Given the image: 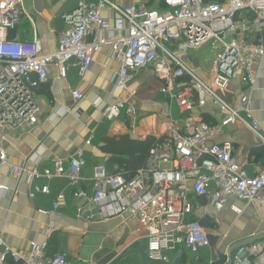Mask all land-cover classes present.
<instances>
[{"label": "built area", "instance_id": "2783aa9c", "mask_svg": "<svg viewBox=\"0 0 264 264\" xmlns=\"http://www.w3.org/2000/svg\"><path fill=\"white\" fill-rule=\"evenodd\" d=\"M164 8L152 9L145 4L119 6L115 0H80L76 9L67 15V27L57 39L53 52L43 53L40 41H21L13 32L23 14L20 0H0V135L6 130H29L40 120V109L34 92L50 73V66L64 79L70 66L78 67L83 76L100 47L111 45L112 56L119 68L115 87L130 92L134 74L152 67L161 82L160 91L171 93L181 112L204 107L208 100L221 113L220 126L241 124L264 137L253 116L250 99L242 95L237 104L225 101L218 90H225L239 72L240 83L251 89L256 81L254 63L264 56V0H161ZM103 8L112 9L114 26L102 15ZM103 35H88L94 30ZM125 32V33H124ZM216 41V55L210 66L208 84L179 57L188 49H199ZM177 44V50L167 47ZM188 81L179 83V79ZM195 98V99H193ZM98 99L102 114L112 119L124 110L134 126L136 110L124 99L103 103ZM219 126L199 119L188 118L180 125L170 124L167 134L156 139L145 164L132 177L118 172L95 168L91 192L81 186L79 172L86 164L79 150L68 160L66 168L61 160L53 169L25 170L12 166L10 176L27 173L31 188L29 198L47 194V185L32 184L39 178L50 180L66 177L72 196L88 200L106 208L103 215H122L137 218L147 232L148 257L161 260L163 251L184 246L193 252L210 244L207 218L186 220L191 212L186 192L208 198L220 210L230 197L246 203H256L264 209V168L255 175L237 164L231 146L215 143ZM1 138H4L1 135ZM91 134L85 144H90ZM29 161H34L33 156ZM0 147V166L7 161ZM0 184V193L6 191ZM63 196L60 195L58 200ZM54 208L58 202L54 203ZM232 211L241 210L235 206ZM40 213L49 211L40 209ZM77 214L82 215L78 208ZM0 264H68L63 253L47 256L48 241H31L28 250H13L0 234ZM231 264H264V240L245 243L232 252Z\"/></svg>", "mask_w": 264, "mask_h": 264}, {"label": "crops", "instance_id": "0c3cea01", "mask_svg": "<svg viewBox=\"0 0 264 264\" xmlns=\"http://www.w3.org/2000/svg\"><path fill=\"white\" fill-rule=\"evenodd\" d=\"M79 1L20 0L23 14L13 35L21 41H31L36 37L43 53L53 52L58 36L67 27V15L76 9ZM115 3L121 7L143 3L152 9L164 8L161 0H115ZM102 15L114 26L116 14L112 9L103 8ZM94 35L101 36L103 32L95 29L88 39ZM208 43L178 55L198 77L209 84L210 66L219 49L213 42V48H216L214 56L204 62L201 50ZM167 47L177 50V44H167ZM188 51L192 53L188 55ZM118 68L111 45L99 48L83 76L78 74V67L72 65L66 77L61 79L57 68L50 66L48 78L34 92L40 109L39 122L28 131L1 132L4 138L0 135V147L6 152L7 161L0 166V184L5 185L7 190L0 193V234L8 245L13 250L26 251L31 241L47 240V256L55 252L63 253L68 264H226L228 252L238 244L264 240V209L261 206L230 197L223 208L217 210L208 198L197 196L189 189L186 197L192 209L185 219H209L210 244L196 252L184 246L173 251L164 250L161 260H151L148 257L147 232L137 218L126 214L103 215L106 208L95 206L88 200L75 199L68 178L63 176L33 181L32 184L47 185L49 192L38 193L32 199L28 196L31 182L27 173L10 176L12 166L25 170L33 166L39 170L53 169L54 161L61 160L68 168V160L81 150L86 160L79 172L81 186L90 193L95 168L132 177L144 166L147 158L129 176L113 163L110 154L102 151L105 138L128 135L138 140L152 136L156 140L167 134L170 124L181 126L188 118L219 126L214 142L228 143L233 160L249 175H255L264 168V142L241 124L221 127V113L210 100L204 107L181 112L171 96L175 91L174 86L169 87L168 93L161 92V82L150 66L134 74L129 88L136 91L135 95L121 92L115 87ZM253 72L256 81L251 89H246L240 83V73L236 72L227 88L218 90V93L232 105L237 104L242 95H247L264 137V56L254 63ZM178 81L186 82L188 77ZM98 99L101 104L124 99L134 106V126H131V120L124 110L112 119L106 118L101 109L93 105ZM91 134L94 138L87 145L85 142ZM36 150L34 161H29ZM60 195L63 197L58 200ZM56 202L58 206L54 208ZM232 206L241 212L232 211ZM78 208L82 210L80 216L77 214ZM40 209L49 212L42 214Z\"/></svg>", "mask_w": 264, "mask_h": 264}, {"label": "trees", "instance_id": "16d2710c", "mask_svg": "<svg viewBox=\"0 0 264 264\" xmlns=\"http://www.w3.org/2000/svg\"><path fill=\"white\" fill-rule=\"evenodd\" d=\"M154 140L152 136L145 140L133 139L128 135L107 137L103 141L102 151L110 154L113 163L132 176L143 165Z\"/></svg>", "mask_w": 264, "mask_h": 264}, {"label": "rangeland", "instance_id": "374dc122", "mask_svg": "<svg viewBox=\"0 0 264 264\" xmlns=\"http://www.w3.org/2000/svg\"><path fill=\"white\" fill-rule=\"evenodd\" d=\"M215 43H216V41L214 42V44ZM214 44H213V41H210L206 45V47L202 48L201 52L203 53L202 55L204 58V62L209 61L214 56V53H215L214 50L216 49V48L215 49L213 48ZM187 53H188V55H190L192 53V51H188ZM181 57H183V55H181Z\"/></svg>", "mask_w": 264, "mask_h": 264}, {"label": "water", "instance_id": "95a60500", "mask_svg": "<svg viewBox=\"0 0 264 264\" xmlns=\"http://www.w3.org/2000/svg\"><path fill=\"white\" fill-rule=\"evenodd\" d=\"M240 245H242V244H238L237 246H235L234 248H232V249L230 250V252H228V254H227V263H226V264H231V260H232V251H233L234 249H236L237 247H239Z\"/></svg>", "mask_w": 264, "mask_h": 264}]
</instances>
